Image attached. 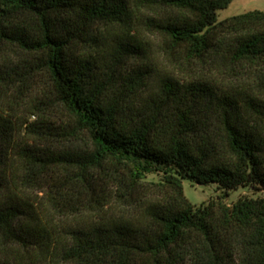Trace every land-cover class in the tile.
<instances>
[{
  "label": "trees",
  "instance_id": "16d2710c",
  "mask_svg": "<svg viewBox=\"0 0 264 264\" xmlns=\"http://www.w3.org/2000/svg\"><path fill=\"white\" fill-rule=\"evenodd\" d=\"M232 1L0 0V264H264V194L196 205L184 191L264 190V10L220 20ZM139 7L161 12L149 24L167 52L222 79L153 86L134 61ZM41 75L66 125L17 113Z\"/></svg>",
  "mask_w": 264,
  "mask_h": 264
},
{
  "label": "rangeland",
  "instance_id": "374dc122",
  "mask_svg": "<svg viewBox=\"0 0 264 264\" xmlns=\"http://www.w3.org/2000/svg\"><path fill=\"white\" fill-rule=\"evenodd\" d=\"M136 2H138V0H129L131 9H135ZM254 9L264 10V0H233L228 7L219 10V19L222 20L229 16ZM160 13L159 10L153 9L152 7L136 8L133 23L134 31H132L133 36H131V41L142 45L145 52L143 56L141 55L134 60L135 64L137 66L142 64L143 68L148 64L151 68L155 69L154 73L156 72V75L153 79V86L157 85L156 80L163 75L172 76L186 85L191 82H210L216 79L217 82H219L222 78L219 73H217V70H213L210 73L208 72V66L184 61L180 55H172L165 50V36L157 32L155 30L156 28L149 24L154 18L158 20L161 16ZM109 31H111V29L104 30L103 35H101V39L106 42L105 47L107 48L116 45L117 42L125 38L121 26L116 27L113 33ZM144 55L146 57H144ZM97 57L100 61L101 56L98 55ZM134 61L132 60V62ZM220 62L221 60H219V63ZM220 68L223 70L224 66L222 65ZM38 84L39 92L31 94L28 98L24 97L20 99L17 104L14 103L17 113L24 118H29L31 122H35L39 125H41L40 123L43 121H51L54 123L53 126L66 125L70 122V116L66 110L61 105L52 101L50 97L51 87L46 76L41 75L38 78ZM40 101H43V103ZM40 107V110L37 109ZM31 111H36V113H30ZM18 136L19 140H24L21 134ZM45 144L47 146L55 144L57 147L85 148L88 145V139L83 135L73 140L59 138V141H53L50 139L46 141ZM161 178V174L152 173L148 175L147 180L158 181ZM183 182L186 196L196 205L208 204L210 201L217 200L218 198H222L227 203L232 204L242 196H258L264 194L263 189L253 185H240L236 188L226 190L219 183L201 184L190 179H184ZM37 193V197L45 196V191ZM1 243L3 242L0 239V244Z\"/></svg>",
  "mask_w": 264,
  "mask_h": 264
}]
</instances>
